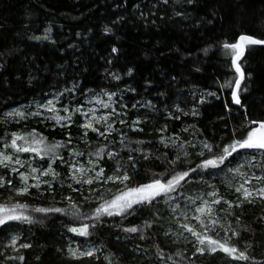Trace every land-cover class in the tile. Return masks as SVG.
Masks as SVG:
<instances>
[{
	"label": "snow or ice",
	"instance_id": "obj_1",
	"mask_svg": "<svg viewBox=\"0 0 264 264\" xmlns=\"http://www.w3.org/2000/svg\"><path fill=\"white\" fill-rule=\"evenodd\" d=\"M201 3L202 0H153L148 13L140 10L139 18L148 21L153 17L149 21L152 25H156L157 20L181 18L186 21ZM135 7L140 9L139 4ZM217 15L214 11L212 18L201 17L200 24H212ZM219 18L224 20L222 16ZM123 19L120 17L112 23ZM231 23L234 25L235 21ZM260 23L264 25V20ZM200 24L195 26L200 27ZM51 33L52 28L46 27L43 35L21 38L55 45L57 41L52 39ZM103 34L112 35L113 29L106 26ZM6 40L0 32V52H3L0 83H7L11 66L7 57L15 58L20 50L17 40H13L16 45L13 48L8 47ZM215 47L228 58L232 73L231 77L227 74L223 78L213 77L215 89L211 86L204 90L184 88L181 86L186 83L183 77L162 73L168 86L156 91L157 101L154 102L143 98L131 85L120 88L117 83L115 87L119 91L105 86L97 92L81 87L79 79L61 80L64 74L58 72L57 80L50 85L53 91L43 92L41 99L33 98L32 103L22 109L4 112L0 123L21 124L22 127L21 130L0 129V256L5 261L26 264V253L38 244L34 243V237H21L25 232L22 226L30 229L37 224L44 225L55 216L64 233L71 234L66 244L55 249L64 264H124L122 256L118 257L94 238L100 229L108 226L122 234L115 237L118 242L129 237L145 242L128 251L147 264H199L200 258L223 260L224 264H264V242L259 245V257L256 255L258 245L247 240L243 245L239 243L245 233L252 234L254 239L256 233V229L242 219L244 205L255 206L259 202L264 207V118L253 119L246 103L256 83V69L248 58L257 47L264 49V36L240 33L232 42L218 39ZM5 49L8 51L4 52ZM203 51L208 54V48ZM119 55L120 49L112 46L106 64L112 65L113 57ZM134 71L128 67L122 76L105 68V75L110 82H120L124 76L134 78ZM204 71L206 69L196 65L188 74ZM29 75L28 87H32L34 81L43 87L39 85L38 76ZM16 80L20 81V76ZM152 88L153 82L146 80L143 92ZM128 93L140 98L129 105L124 102ZM78 95L84 99L74 103ZM222 95L229 98L218 116L219 120L231 123V135L226 141L206 137L197 127L204 107L213 99L220 100ZM49 96L51 98H47ZM261 104L264 105V101ZM129 108L143 109L144 114L128 120ZM157 115L163 116L164 123L147 132L145 126ZM77 116L81 118L79 122ZM30 117L35 118L37 124L51 122L53 130L57 127L71 129L75 125L81 134L76 140L69 131L65 139L50 141L41 131L27 127ZM169 121L183 123L178 131L170 132ZM130 133L146 134L149 138H136ZM151 161H159L164 170L154 172L148 182H135L139 167ZM58 168L63 170V175ZM217 180L227 187L234 199L210 182ZM57 185L59 189H67V194L58 192ZM189 186L200 187L201 191L193 192ZM25 198L44 200L47 206H33ZM161 204L165 206L164 211L159 207ZM142 210L151 214L142 217L139 224H125ZM253 223L264 232V213ZM156 228L162 230L160 235L166 241L163 246L157 241ZM76 237L83 239L74 240ZM5 240L8 242L4 243ZM171 245L177 247L171 248ZM42 259L39 253L35 254L36 264H42Z\"/></svg>",
	"mask_w": 264,
	"mask_h": 264
},
{
	"label": "trees",
	"instance_id": "obj_2",
	"mask_svg": "<svg viewBox=\"0 0 264 264\" xmlns=\"http://www.w3.org/2000/svg\"><path fill=\"white\" fill-rule=\"evenodd\" d=\"M152 2L153 0H126L125 6V0H0V25L4 26L0 28V32L4 33L7 38L6 43L9 48L15 47L16 45L12 42L17 40L20 49L15 58L7 57L11 60V66L7 71V83H0V121L4 119V112L14 107L29 105L33 98L41 99L43 92L53 91L50 85L57 80L58 72L64 74L60 77L61 80L67 77L76 78L81 81V87L92 88L97 92L105 86L107 89L119 91L115 87L117 83L120 88L131 85L142 93L143 98L152 99L154 102L157 101L156 91L165 90L168 86V81L162 73L183 77L186 83H182L181 86L184 88L195 87L198 90H204L211 86L215 89L213 77L223 78L225 74L228 77L232 75L228 67V58L215 47L218 39L232 42L240 33L264 36V25L260 23L264 20V0H202L201 6L196 11L190 12V19L185 21L181 18H174L166 22L157 20L156 25L149 22L153 17H149L148 21L139 18L140 10L148 13ZM118 4L122 6L117 7ZM137 4L140 5V9H136ZM214 11L218 15L212 24H200L201 17L205 20L212 18ZM169 14H172L171 9H169ZM221 16L224 17L223 21L219 18ZM120 17L124 18L122 22L112 23ZM233 21H235L234 25L231 23ZM197 24H200V27H196ZM106 26L113 29L112 35L103 34ZM46 27L52 28V39L57 41L55 45L49 42L36 43L21 38L33 34L43 35ZM77 33H80V36H77ZM112 46L120 49V55L118 58L113 57L112 65H107L105 61L109 58ZM205 48H208L207 55L203 51ZM6 51L8 49L4 50ZM0 56H3V52H0ZM33 58H35L34 62ZM248 59L252 67L256 69V83L255 91L246 103L250 106L249 111L252 118L261 119L264 118V105L261 104L264 101V49L257 47L253 56ZM196 65L202 66L206 71L192 72L189 75V69ZM128 67L135 69L134 78L124 76L120 82H110L109 78H106L105 68L119 72L123 76ZM85 68L88 71L84 72ZM30 73L40 78L39 85L43 87L38 86L35 81L32 87H28ZM17 76H20V81L16 80ZM146 80L153 82V88L145 93L143 88ZM139 98L140 96L134 97L133 94L128 93L124 102L131 105ZM83 99V96L78 95L74 103ZM226 99L229 98L222 95L220 100L213 99L211 104L204 107L197 127L205 133L206 137L226 141L231 135V123L228 120L218 119V116L222 114L223 103ZM143 114V109L129 108L126 118L134 120L138 115ZM80 119L76 117L77 122ZM189 119L184 118V120ZM163 123V116L157 115L145 126L146 131L151 132L153 127H159ZM168 123L169 131L172 132L178 131V126L182 125L183 121H169ZM226 124L227 128H225ZM4 127L9 130H21L22 125L13 123L5 126L0 123V129ZM27 127L41 131L50 141L65 139L69 131L76 140L80 136H78L80 129L75 125L71 129L55 128L53 130L52 127L37 124L29 118ZM130 135L140 139L149 138L141 133H130ZM92 136L94 137L93 134ZM80 147L84 146L81 144ZM193 159L196 158L193 157ZM163 170L164 166L159 161L145 162L139 167L135 182H148L153 178L154 172ZM57 171H61L63 175L62 169L58 168ZM210 182L216 183L224 194L227 193V187L220 184L219 180ZM112 187L115 190V186ZM57 191L65 194L68 192L67 189H59L58 185ZM192 191L198 192L201 188L192 187ZM25 200L33 206H47L44 200L31 198H25ZM159 207L161 211H164L163 204ZM236 211L239 213L238 210ZM262 213H264V207L259 202L255 206L244 205L242 219L244 223L252 225L256 233L255 239L252 234L245 233L239 240L241 245L246 240L258 245L256 252L258 257L261 252L259 245L264 242V232L253 222ZM150 214L148 210H142L125 221V224H139L142 217ZM22 227L25 229V232H22L23 237L25 235L29 239L34 237V243L38 244L26 253V264H36L34 260L36 253L43 257L42 264H64V261L55 254V249L64 245L71 234L64 233L60 220L52 216L44 225L37 224L30 229L27 225ZM165 227H168L166 222ZM161 231L160 228L154 230L157 241L163 246L166 241L160 235ZM118 234L122 235L108 226L100 229L94 238L107 245L118 257L122 256L124 264H147L146 260L134 258L133 254L128 251L136 244L143 245L145 242L133 237L118 242L115 239ZM1 245L0 250H2ZM170 247L176 248L177 246L171 245ZM168 250L166 247L165 251ZM0 264H15V262L5 261L0 256ZM199 264H224V261L200 258Z\"/></svg>",
	"mask_w": 264,
	"mask_h": 264
},
{
	"label": "rangeland",
	"instance_id": "obj_3",
	"mask_svg": "<svg viewBox=\"0 0 264 264\" xmlns=\"http://www.w3.org/2000/svg\"><path fill=\"white\" fill-rule=\"evenodd\" d=\"M104 99H106V97H104ZM23 107H14V108H12L11 110H14V109H22ZM10 111V110H9ZM31 118V117H30ZM31 119H33L34 121H35V118H31ZM79 122V121H78ZM41 125H45V124H41ZM49 127H52V123L51 122H49L48 124H47ZM57 128H59V127H57ZM59 129H61V128H59ZM64 130V129H63ZM78 134V133H77ZM81 134V130H80V132H79V134H78V136ZM90 135H92V134H90ZM94 135V134H93ZM223 175V174H222ZM238 179L239 178H237V181L236 182H238ZM227 194H229V197H232L231 196V193H229V191H227V193L225 192V195L226 196H228ZM233 199H234V197H232ZM246 205V204H245ZM239 212H240V210L239 209H237ZM12 234H15V233H12ZM21 237L23 238V235H22V233H21ZM74 240H81V238H79V239H76V238H74ZM67 241H68V239L65 241V244L67 243ZM8 241L7 240H5L4 241V243H7ZM1 248H2V245H1Z\"/></svg>",
	"mask_w": 264,
	"mask_h": 264
}]
</instances>
